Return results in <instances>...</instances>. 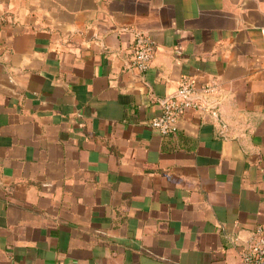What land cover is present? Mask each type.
Instances as JSON below:
<instances>
[{
	"label": "crops",
	"instance_id": "crops-1",
	"mask_svg": "<svg viewBox=\"0 0 264 264\" xmlns=\"http://www.w3.org/2000/svg\"><path fill=\"white\" fill-rule=\"evenodd\" d=\"M262 222L264 0H0V264H242Z\"/></svg>",
	"mask_w": 264,
	"mask_h": 264
},
{
	"label": "built area",
	"instance_id": "built-area-1",
	"mask_svg": "<svg viewBox=\"0 0 264 264\" xmlns=\"http://www.w3.org/2000/svg\"><path fill=\"white\" fill-rule=\"evenodd\" d=\"M155 41L144 34H140L134 44L132 65L140 72L148 69L154 56ZM216 89L212 84L205 85L202 90L212 92ZM198 90L189 77L181 79L175 95L165 98L162 102L161 113L153 117L149 124L161 134H172L177 130L178 120L189 110L204 113L210 111L211 104H207L198 95ZM242 264H264V222L258 224L250 239L245 243L241 252Z\"/></svg>",
	"mask_w": 264,
	"mask_h": 264
}]
</instances>
